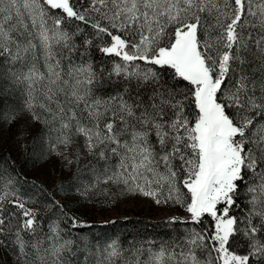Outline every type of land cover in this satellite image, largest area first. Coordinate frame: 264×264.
Segmentation results:
<instances>
[{
    "label": "snow or ice",
    "instance_id": "obj_1",
    "mask_svg": "<svg viewBox=\"0 0 264 264\" xmlns=\"http://www.w3.org/2000/svg\"><path fill=\"white\" fill-rule=\"evenodd\" d=\"M73 137L118 183L178 206L175 241L45 233L0 166V248L16 264H264V0H0V119ZM45 133H41L44 135ZM155 249V250H153ZM144 257V259H141Z\"/></svg>",
    "mask_w": 264,
    "mask_h": 264
},
{
    "label": "rangeland",
    "instance_id": "obj_2",
    "mask_svg": "<svg viewBox=\"0 0 264 264\" xmlns=\"http://www.w3.org/2000/svg\"><path fill=\"white\" fill-rule=\"evenodd\" d=\"M45 133L44 125L34 122L29 116L19 114L12 122L0 119V148L7 149L19 163L24 175L39 179L47 184L57 196L71 205L74 217L105 221L118 216L146 214L154 219L163 217L186 218V213L178 206H158L151 199L138 193L129 192L118 183H94L95 170L103 162H97L82 145L79 137H73L71 145L63 151L64 156L51 151V140ZM17 192L30 197L26 191ZM27 206L38 207L35 200L27 201ZM49 226L59 225L64 231L65 225L59 211L51 213ZM107 240L96 242L103 244ZM155 250V249H153ZM144 259V257H141ZM0 264H16V256L9 247L0 248Z\"/></svg>",
    "mask_w": 264,
    "mask_h": 264
},
{
    "label": "trees",
    "instance_id": "obj_3",
    "mask_svg": "<svg viewBox=\"0 0 264 264\" xmlns=\"http://www.w3.org/2000/svg\"><path fill=\"white\" fill-rule=\"evenodd\" d=\"M21 165V163L12 157L9 150L0 148V166L9 171L12 168L15 169L13 175L19 181L17 186L19 191L28 192L30 197H33L34 193L38 192L40 188H43L49 195L54 193L47 184L39 179L24 175ZM54 198L61 205L59 210L46 203L42 196L33 199L39 205L33 209L38 213V220L45 233L48 231V225L53 211H59L62 214L61 220L64 225L68 224L69 217H74L70 204L60 199L57 194H55ZM74 218L82 224H86L87 227L79 230L72 229V237L80 236L89 242H100L101 240L118 238L125 248L132 244L151 246L170 243L175 241L181 233L187 230L184 224L168 223L173 217L154 219L146 214L118 216L105 221L76 216ZM180 219L183 220L185 218Z\"/></svg>",
    "mask_w": 264,
    "mask_h": 264
}]
</instances>
